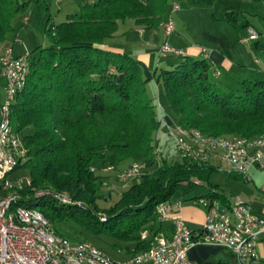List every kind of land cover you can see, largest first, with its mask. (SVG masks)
<instances>
[{
    "label": "trees",
    "instance_id": "1",
    "mask_svg": "<svg viewBox=\"0 0 264 264\" xmlns=\"http://www.w3.org/2000/svg\"><path fill=\"white\" fill-rule=\"evenodd\" d=\"M171 1L80 2L78 11L66 14L64 21L55 25L47 20V43L34 49L39 52L37 59L29 62L26 55L27 73L10 106V123L26 149L25 163L15 168H29L30 185L20 190L22 197L16 204L39 211L58 235L64 236L55 222L75 218L93 233L117 237L132 256L146 250L159 232L154 209L170 202L175 190L199 194L184 201L196 197L222 200V192L210 182L218 172L214 166L188 163L176 155L174 144L176 157L172 156L168 138L159 145V152L156 141L160 137L162 142L163 136L157 133L161 122L147 92L149 80L162 83L171 119L185 128L213 136L264 135V77L225 87L211 80L208 58L185 53L176 55L182 59L172 68L146 75L133 55L103 47L127 19L136 27L156 30L168 7L171 11ZM31 4L47 9L40 0H0V43L13 30L16 14L24 20ZM24 129L29 133L22 135ZM156 152L161 153L158 161ZM136 161L152 165L143 167L117 201L101 208V169L145 164ZM230 172L226 171L243 177ZM33 187L62 191L71 202L35 198ZM98 212L106 213V220ZM144 229L150 237L142 240Z\"/></svg>",
    "mask_w": 264,
    "mask_h": 264
},
{
    "label": "built area",
    "instance_id": "2",
    "mask_svg": "<svg viewBox=\"0 0 264 264\" xmlns=\"http://www.w3.org/2000/svg\"><path fill=\"white\" fill-rule=\"evenodd\" d=\"M179 8L180 6L171 4V12H177ZM173 32L174 22L169 16V23L166 28H162V33L165 37H169ZM258 36V32L250 29L246 36L240 38L239 42L254 40ZM182 51L184 50L172 46L167 41L159 48L160 56L166 54L176 56ZM201 51L206 54L207 49L202 47ZM26 59L25 55H15L13 52L2 55L0 67L5 80V96L6 89L11 86L12 81L18 80L20 77ZM6 105L4 98L0 104V112H4V126H0V178H6L7 183L8 180L17 179V176L12 177L16 171V168H12V159H21V163H25L26 158L21 155L20 145L15 143V135L11 134L8 116L5 113ZM172 127H176V125L171 121L167 122L166 132L162 136L171 139L175 153L180 158V149L183 147L178 143V135H183L182 130L179 129V134H172ZM216 149H225V156L218 157L227 158V163L245 164L246 175L252 167L264 170V146H259L247 153H240L239 147L229 148L217 145L216 148H213L215 154ZM226 149H233V156H226ZM190 150H192V155H201L194 152V149ZM204 156L206 158V155ZM150 165L152 162L143 164L141 167L127 169L121 176L124 179H134V176L140 175L143 167ZM2 166H9V173H2ZM192 202L205 206L207 210L199 236L192 233L178 213L176 208L179 206V202L161 204L154 209V214L159 216L160 222H171V235L156 233L151 237L149 247L130 256L125 260V264H192L188 258V250L197 244L199 238H207L210 240V244L218 245L228 251L232 258L238 257V254H245L246 264H264L257 250V241L261 235H264V216L253 213L250 206L240 198H235L230 206H223L216 200H203L199 197L194 198ZM7 204L8 202L0 201V264H66V260H55L53 256L47 255L38 242L33 240L34 232H26L10 226V222L5 218V205ZM20 210L23 213V219H29L26 208H20ZM35 232L40 231L35 229ZM43 234L48 237V233ZM148 237L150 236L147 229L140 232V239L144 240ZM62 250L67 255L79 258L80 264H83V257H87V255L79 256L77 249L62 247Z\"/></svg>",
    "mask_w": 264,
    "mask_h": 264
},
{
    "label": "rangeland",
    "instance_id": "3",
    "mask_svg": "<svg viewBox=\"0 0 264 264\" xmlns=\"http://www.w3.org/2000/svg\"><path fill=\"white\" fill-rule=\"evenodd\" d=\"M19 1L23 2L24 0H19ZM86 1L94 2L97 0H60V1L40 0L41 4L43 6H46L47 9H41L37 4H31L28 8V11L26 13V18L24 20L21 18V15L19 13L16 14L15 19L13 21V30L6 35L5 42L0 43V56L7 49H10L7 48V43H6L7 41H9L10 43L14 44L15 51L11 50L14 54L16 51L17 52L20 51L22 55L28 56L29 62L33 61L34 59H37L39 52L38 50L34 51V49L39 45L43 46L47 43V38L45 35V26L47 20L49 19L51 22H53L56 25L66 19V14L74 13L78 11V6H79L78 4L80 2H86ZM175 1H176L175 3L179 4L180 8L177 12H172L170 14V17L173 19L174 22V32L170 35L171 36L170 40H173L174 39L173 36H176V37H181L182 39L184 38L189 39L193 42H197V41L204 42V37L209 32L219 33V32H227L228 30L230 31L232 29L234 31L236 29L240 30L241 29L240 23L245 19H248L251 23L258 26L261 34L264 35V21H262V18H259L261 17L262 14H264V10H262L261 12L255 15H248L237 12L235 13L237 23H230L224 18L225 17L224 0H215L211 5H207V4L205 5L204 3H200L195 0H175ZM171 4H173V2ZM213 13L215 15V19L212 16ZM130 24H131V20L127 19L123 23H120L119 27L128 28ZM128 31L131 30L128 28ZM156 35H157L156 41L157 43H160L162 41V37H160L159 34ZM169 37H165L166 40H164V42H162L161 45L165 43V41L171 44V42L168 40ZM122 42H124V38L121 39L119 38V39H115L113 44L119 45ZM256 55L259 57V59L264 60V49H260V52ZM181 59H182L181 56L179 57L172 56L171 54L160 56L158 60L160 62V65L158 66L157 71L160 68H166V69L172 68L173 66L177 65L181 61ZM209 76L211 80L219 83L220 81L219 77H214L211 72H209ZM2 85H3L2 80L0 79V104L1 101H3V99L5 98V89ZM146 88L148 95L151 98V103L156 105L155 110L161 122L160 127L157 130V133L158 135L160 134L163 135V133L166 132V125L164 123L160 111L165 110V112L168 114L169 117L171 116V118H173L172 117L173 114L169 108L167 97L165 95L162 83L161 82L156 83L154 80H149L146 82ZM171 118H169L171 123L175 124L176 122L172 121L173 119ZM29 131H30L29 129L22 130V135L29 133ZM218 136H232V135H218ZM159 138L158 141H156V144L160 152L159 145L165 142L166 136L163 137L162 142L159 141L160 140ZM169 143L171 147V150H169L170 154L176 157L175 153L172 151L173 142H169ZM155 149H157V147ZM159 158H161V156H159ZM136 162H143V161H136ZM143 163L146 164V162ZM130 165H128L127 167H129ZM160 165L161 164H159L158 166ZM108 167H112V166H108ZM119 167L121 166L120 165L116 167L113 166L112 169H107V167L106 168L104 167L99 172L101 175L105 176V177L102 176L103 180H102L101 188L98 192L101 196L99 199L101 208L108 207L110 204L117 201L122 190L127 188L133 181L137 179V178L131 179L129 180L128 183H123L122 181H119L117 179L118 174H120V172H122L127 168L124 167V169L123 168L120 169ZM91 170H95V169L92 167ZM152 170L153 167L150 168L148 172ZM224 170L225 169L222 168V170H218V172L213 174L210 178V182L212 184H217L220 187H222L230 198L237 195L240 192L246 191L248 192L249 198L252 201V206L254 207L264 206V187L260 189L256 187L253 184V182L233 181L230 177H228L229 172L226 173V171ZM96 171L97 170H95V172ZM2 173H9V166H2ZM260 174H261L260 180L262 183H264V172H260ZM240 175L249 178V176L246 174L245 175L240 174ZM15 176H17V178H22V179L29 178L28 181L29 183L27 186L30 185L29 168L21 167L17 169L12 174V177ZM31 190L33 191V197L35 198L48 197L62 204H70L71 202L70 201L69 203L68 202L64 203L59 199V197L57 196L58 194H65V193H61L62 191L55 193V191L53 192L52 189L43 190L41 188H34V187L31 188ZM20 194L22 195V192H20ZM49 194L53 195V197L48 196ZM195 195L199 196V194H196L195 192H190L187 195H183L182 192L179 189H177L171 194L169 201L174 203L183 198H190ZM65 196L68 197V195ZM199 198H206V197H199ZM106 215L107 214L104 212H98L97 214L99 218L100 217L107 218ZM55 227L60 232V234L68 237L69 239L76 241H88L92 245H94L98 250H100L101 252H103L104 254L115 260L123 261L130 257L129 255L126 254L124 250V245L118 240L117 237L108 233H102V232L93 233V231H91L89 228H87L84 224H82L79 220L75 218H69L62 221L61 220L57 221L55 222Z\"/></svg>",
    "mask_w": 264,
    "mask_h": 264
},
{
    "label": "crops",
    "instance_id": "4",
    "mask_svg": "<svg viewBox=\"0 0 264 264\" xmlns=\"http://www.w3.org/2000/svg\"><path fill=\"white\" fill-rule=\"evenodd\" d=\"M214 1L215 0H212L211 3L204 4L211 5ZM172 2L176 1L172 0L170 3ZM224 4V18L230 23H237L235 16V13L237 12L255 15L264 10V0H224ZM228 10L231 11V13L228 14ZM171 13L170 7H168L163 20L167 19ZM212 16L215 19L214 13ZM259 18H262V21H264V14ZM130 25L128 28L131 31H128L127 27H119L114 36L104 41L103 47L133 55L143 66L144 73L148 75L149 72L154 71L160 65V62L158 61L160 57L159 48L166 38L160 27L156 30H146L142 27L134 26L132 21ZM240 28V30L236 29L235 31L232 29L227 32H209L204 37V42H193L189 39H182L181 37L176 36H173V40H170V36L168 40L171 42L172 46L183 49L185 55L208 58L212 63L210 72L214 77L220 78V84L225 87H236L237 83L243 79H260L264 77V60L259 59L256 55L260 52V49H264V35L259 31V27L251 23L248 19H245L240 23ZM250 29L259 33L258 38L243 43L239 42L240 38L246 36ZM156 34H159L160 37H162L160 43H157L156 41ZM119 38H124V42L119 45L113 44L114 40ZM6 43L7 48H10L6 51H15L13 43H10L9 41ZM202 47L207 49L206 54L202 53ZM15 54L22 55L20 51H16ZM0 79L2 80V86L4 87L5 80L1 70ZM160 112L166 125L167 122H170L169 118L171 117L168 116L165 110H161ZM160 136H162V134H160ZM119 168L122 169L124 166ZM260 172H264V170L252 167L248 171L249 178H245L244 176L239 178L230 176L229 174L228 177L233 181L253 182L256 187L261 189L264 187V183L260 180ZM217 186V190L221 191L223 194L222 200L215 198L217 202L228 206L235 198H240L250 206L253 213L264 216V206H252V201L249 198L248 192H240L230 198L222 187L219 185ZM176 202H179V206L176 208L178 213L184 219L187 226L192 230V233L195 236H199L206 216V207L200 204H195L189 200H179ZM155 223L157 225L156 227L159 228V232L166 236L171 235L172 230L170 221L160 222L156 220ZM257 250L262 263H264V235H261L257 241ZM188 258L192 264H234L233 258L228 251L218 245L210 243H197L192 246L188 250Z\"/></svg>",
    "mask_w": 264,
    "mask_h": 264
},
{
    "label": "bare ground",
    "instance_id": "5",
    "mask_svg": "<svg viewBox=\"0 0 264 264\" xmlns=\"http://www.w3.org/2000/svg\"><path fill=\"white\" fill-rule=\"evenodd\" d=\"M172 6H179L177 3L173 2ZM169 23V18L163 20L160 23V28H166ZM12 53L10 50L6 51L2 55ZM184 52H180L177 55H183ZM2 55L0 59H2ZM27 73V62L21 69V75L18 80L12 81L11 86L6 89L5 96V113L8 116V124L11 130V134L15 135L16 145H20L21 155L26 158V149L23 147L18 134L15 132L14 128L10 123V106L14 102L15 94L17 90L21 88L24 83ZM0 126H4V112H0ZM176 127H172V134H179V129L182 130L183 135H178V143H180L183 149H180V156L184 157L191 164L197 166H214L217 170L231 171L236 174H246V165L242 163H227V158H222L218 156H225V149H216V154L213 153V148L217 145L221 147L237 148L239 147L240 153L250 152L252 149H257L259 146H264V135L254 136V137H242L238 135L232 136H213L209 134H203L195 129H188L175 123ZM201 155H192V150ZM206 155V158L205 156ZM226 156H233V149H226ZM155 160H159V154L155 153ZM21 164V159H12V168ZM143 166L141 163H133L125 170L118 174L117 179L123 183H128L129 180L133 178H122L121 174L127 169L134 167ZM222 166V167H220ZM107 169H112V167H107ZM143 170V168H142ZM107 171V170H106ZM117 175V174H116ZM138 176V175H137ZM137 176H134L137 177ZM29 178L22 179H12L8 180L6 183V178H0V201L8 202L5 205V218L10 222V226L15 229H20L26 232H34L33 240L38 242L41 249L47 252V255L53 256L55 260H66V264H80V259L76 258L74 255H67L62 250V247H67L68 249H77V254L83 257V264H125V260L119 261L115 260L100 250H98L94 245L88 241H74L67 237L56 234L49 222L39 211L33 208H28L22 205L16 204L17 201L22 197L20 190L28 187ZM197 182V181H195ZM127 185V184H126ZM125 185V186H126ZM54 192V191H53ZM56 193V192H55ZM50 195V194H49ZM66 194H58L57 196L64 203H69L70 200ZM42 196V195H40ZM53 197V195H51ZM19 198V199H18ZM56 198V197H54ZM58 199V198H57ZM203 200H215L211 198H201ZM217 202V201H216ZM168 202H161L158 204H167ZM157 206V207H158ZM225 206V205H223ZM230 206V204L228 205ZM156 207V208H157ZM20 208H26L27 216L29 219H23V213ZM36 210V211H35ZM159 220V216H156ZM102 217L101 220H104ZM35 229L40 232H35ZM43 233H48V237L44 236ZM197 243H210L207 238L197 239ZM234 264H246L245 254H238V257L233 258Z\"/></svg>",
    "mask_w": 264,
    "mask_h": 264
}]
</instances>
